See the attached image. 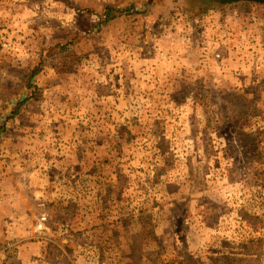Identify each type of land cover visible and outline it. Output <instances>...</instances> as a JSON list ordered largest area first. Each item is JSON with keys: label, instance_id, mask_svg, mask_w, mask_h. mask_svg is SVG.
I'll return each instance as SVG.
<instances>
[{"label": "rangeland", "instance_id": "374dc122", "mask_svg": "<svg viewBox=\"0 0 264 264\" xmlns=\"http://www.w3.org/2000/svg\"><path fill=\"white\" fill-rule=\"evenodd\" d=\"M0 193V264H264L263 6L0 0Z\"/></svg>", "mask_w": 264, "mask_h": 264}, {"label": "water", "instance_id": "95a60500", "mask_svg": "<svg viewBox=\"0 0 264 264\" xmlns=\"http://www.w3.org/2000/svg\"><path fill=\"white\" fill-rule=\"evenodd\" d=\"M211 1L215 2L217 5H222V6L231 5L239 2H249V3L260 4L264 8V0H211Z\"/></svg>", "mask_w": 264, "mask_h": 264}, {"label": "built area", "instance_id": "2783aa9c", "mask_svg": "<svg viewBox=\"0 0 264 264\" xmlns=\"http://www.w3.org/2000/svg\"><path fill=\"white\" fill-rule=\"evenodd\" d=\"M229 15H231V14H229ZM231 17L230 16H228V17H226V19H225V23H229L230 21H231V19H230ZM229 25V24H228ZM231 36H232V33H229ZM226 37H228V35H227V33H226V31L220 36V38H218L217 40H216V43H217V45H223L224 43H225V38ZM5 195H3V194H1L0 193V204H1V202H3V201H5ZM10 200H11V198H9ZM43 220H45V218L43 217L42 218Z\"/></svg>", "mask_w": 264, "mask_h": 264}, {"label": "crops", "instance_id": "0c3cea01", "mask_svg": "<svg viewBox=\"0 0 264 264\" xmlns=\"http://www.w3.org/2000/svg\"><path fill=\"white\" fill-rule=\"evenodd\" d=\"M250 57V56H249Z\"/></svg>", "mask_w": 264, "mask_h": 264}]
</instances>
